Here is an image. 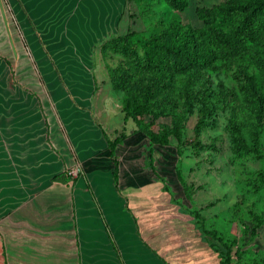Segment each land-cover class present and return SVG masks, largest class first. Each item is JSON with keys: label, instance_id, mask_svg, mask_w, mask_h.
<instances>
[{"label": "crops", "instance_id": "1", "mask_svg": "<svg viewBox=\"0 0 264 264\" xmlns=\"http://www.w3.org/2000/svg\"><path fill=\"white\" fill-rule=\"evenodd\" d=\"M39 100L0 89V264H109L111 246L119 264H220L216 241L187 206L173 147H150L152 172L141 158L147 139L128 133L114 148V183L92 118L69 117L78 142Z\"/></svg>", "mask_w": 264, "mask_h": 264}, {"label": "rangeland", "instance_id": "2", "mask_svg": "<svg viewBox=\"0 0 264 264\" xmlns=\"http://www.w3.org/2000/svg\"><path fill=\"white\" fill-rule=\"evenodd\" d=\"M196 2L189 1L182 12H169L163 7L147 10L142 4H125L124 0H0V89L4 84L17 86L30 98L40 99L45 113L59 117L62 133L68 125L76 130L77 141L80 127L69 120L70 116L77 121L82 116L91 117L93 127L110 138L121 131L128 134L135 125L129 119L123 121V96L110 87L99 44L127 30L155 35L159 31L154 22L168 17L199 27L190 8ZM239 69L235 63L220 67L204 73L199 82L214 91L219 85L234 89L240 96L236 80ZM257 77L264 87L263 73L257 71ZM199 82L187 87L196 89ZM215 112L214 126L202 128L198 135L193 134L198 118L195 109L182 122L175 173L188 191L187 206L199 212L208 230L232 243L231 263L264 264V183L257 190L253 187L258 184L257 174L264 176V157L257 159L248 154L234 158L229 144V112L219 108ZM171 118L172 115L159 118L154 129L171 127ZM240 134L251 146L249 127L243 124ZM256 141L257 154L263 156L264 121ZM140 150L141 158L148 162L147 148ZM257 221L261 224L254 228ZM110 252L114 255L109 264H119L112 246Z\"/></svg>", "mask_w": 264, "mask_h": 264}, {"label": "trees", "instance_id": "3", "mask_svg": "<svg viewBox=\"0 0 264 264\" xmlns=\"http://www.w3.org/2000/svg\"><path fill=\"white\" fill-rule=\"evenodd\" d=\"M191 0H124L125 4H142L145 9L161 8L169 12H182ZM197 0L192 11L199 27L182 24L173 17L158 19L154 25L158 33L151 36L127 30L110 36L98 46L100 58L109 76L112 91L123 98L120 111L123 121L131 120L135 129L148 141V167L153 172L151 149L153 145L171 146L179 155L182 122L195 109L197 122L193 134L215 124L216 109L229 112V144L234 158L248 154L259 159L256 136L264 121V87H261L257 71L264 75V0H222L206 5ZM240 66L237 83L240 96L234 89L219 85L214 91L200 78L206 72L217 71L231 64ZM93 81V80H92ZM199 82V87L187 85ZM264 85V78L262 80ZM172 115L171 127L159 126L156 121ZM245 124L251 130L252 145L248 146L240 134ZM122 131L112 139L103 133L108 155L112 161L111 177L117 178V161L114 148L126 137ZM183 193L188 198L184 182L175 173ZM63 173L53 180H63ZM257 190L264 183V176L257 174ZM165 190V186L163 187ZM198 228L216 241L214 248L220 264L231 263V242L222 241L213 230H205L200 215L193 212ZM255 222L254 228L260 225ZM236 252H234L235 255Z\"/></svg>", "mask_w": 264, "mask_h": 264}, {"label": "built area", "instance_id": "4", "mask_svg": "<svg viewBox=\"0 0 264 264\" xmlns=\"http://www.w3.org/2000/svg\"><path fill=\"white\" fill-rule=\"evenodd\" d=\"M77 174V169H72L67 172V176L74 177Z\"/></svg>", "mask_w": 264, "mask_h": 264}, {"label": "bare ground", "instance_id": "5", "mask_svg": "<svg viewBox=\"0 0 264 264\" xmlns=\"http://www.w3.org/2000/svg\"><path fill=\"white\" fill-rule=\"evenodd\" d=\"M78 46V45H77ZM26 68V67H25Z\"/></svg>", "mask_w": 264, "mask_h": 264}]
</instances>
